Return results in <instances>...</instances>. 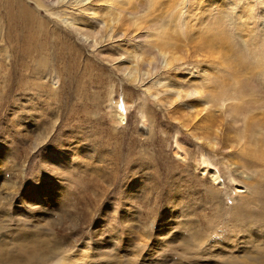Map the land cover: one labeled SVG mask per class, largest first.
<instances>
[{
	"label": "rangeland",
	"instance_id": "obj_1",
	"mask_svg": "<svg viewBox=\"0 0 264 264\" xmlns=\"http://www.w3.org/2000/svg\"><path fill=\"white\" fill-rule=\"evenodd\" d=\"M19 1L0 0V181L16 182L10 211L21 200L24 234L42 239L48 252L60 240L74 253L100 229L113 238L104 247L113 256L99 264H220L224 257L251 264L264 217H234L231 209L264 214V153L251 136L264 137V0ZM136 2L152 48L167 38L185 48L176 47V68L157 77L143 69L141 81L119 68L135 65L146 47L120 37L113 9ZM87 7L111 14L98 35L102 24L91 12L85 18ZM161 79L183 91L172 105L152 91ZM193 89L200 95L185 99ZM198 133L228 147L214 150ZM207 167L219 171L222 186ZM36 179L47 192L40 204ZM147 227L169 248L144 246L137 256ZM9 228L0 257L36 264Z\"/></svg>",
	"mask_w": 264,
	"mask_h": 264
},
{
	"label": "bare ground",
	"instance_id": "obj_2",
	"mask_svg": "<svg viewBox=\"0 0 264 264\" xmlns=\"http://www.w3.org/2000/svg\"><path fill=\"white\" fill-rule=\"evenodd\" d=\"M21 1V0H20ZM19 1V2H20ZM139 1V0H138ZM184 1V0H182ZM56 3V2H55ZM79 3H82V5H87L89 3H85L84 1H80ZM211 4V3H210ZM51 5V4H50ZM141 2H136V4L133 6H127V7H118V6H114L113 9H115V13L119 15V18L117 19L116 22H121V29H123L122 33H120V37H122L124 40H130L132 37L135 38L137 40V43L139 45H141L143 43L144 47H146L144 49V51L146 53H143V54H140L138 53V55H136L135 57V65L133 63L132 64H129L128 62L126 61H123V64L120 65V68L119 69H122V70H125L127 71L128 75H130V77L134 80V81H141L142 78L144 77L143 76V72L142 70L145 69L146 70V73H148V75H155L157 77V74L158 75H161L163 74L164 72H168L171 70L172 67H177L178 66V62H180V58L178 55H176L178 52V50H176V47H179L176 45V43L173 42V39L172 38H167L165 39L166 42H162V44H159L157 45L158 47H155V48H152V45L150 40L148 39V36H150L151 38V35L147 33L146 29H145V24L144 22L142 23L140 21V18L138 16L139 14V11H141ZM205 5V4H204ZM208 5V4H207ZM209 6V5H208ZM202 8V7H200ZM51 9V8H50ZM185 9V8H184ZM21 10V9H20ZM83 10H85L86 13H83V15H85V18L86 19H89L90 18V15L93 13L94 15V20L96 19L98 21V23L102 24V26H98L96 30H94V33L96 35H98L104 28L105 26L107 25L108 21L105 19L106 16L108 15H111V14H107L105 12V14H98L95 12V9L92 8V10H90L89 7L87 8H84ZM208 10V9H207ZM204 11V10H203ZM29 12V11H28ZM28 12H25V13H28ZM91 12V14H90ZM205 12V11H204ZM31 13V12H30ZM52 13V11H51ZM59 13V12H58ZM89 13V14H88ZM203 13V12H202ZM53 14V13H52ZM99 16H98V15ZM8 15V14H7ZM54 15V14H53ZM71 15V14H70ZM23 16V15H22ZM28 16V15H27ZM26 16V18H27ZM60 16V15H59ZM58 16V18H59ZM199 16V15H198ZM69 18V16H68ZM143 18V17H142ZM25 19V18H24ZM67 19V18H66ZM186 19V18H185ZM65 20V19H64ZM95 20V21H96ZM114 20V19H113ZM55 21V20H54ZM73 21V20H72ZM143 21V19H142ZM56 22V21H55ZM113 22V21H111ZM93 23V22H92ZM234 23V22H233ZM54 25V24H53ZM153 25V23H152ZM95 27V26H94ZM28 28V27H27ZM93 28V27H92ZM53 29V27H52ZM78 29V28H77ZM87 29V28H86ZM114 29V28H113ZM55 30V29H54ZM107 30V29H106ZM32 31V30H31ZM54 32V31H52ZM87 32V31H85ZM84 33V32H83ZM49 34V33H48ZM53 34V33H52ZM50 35V34H49ZM69 36V35H68ZM87 36V35H86ZM168 37V36H166ZM263 37V36H262ZM66 39V38H65ZM31 40V39H30ZM68 41V39H67ZM51 44V43H50ZM29 45V44H28ZM104 45V44H103ZM138 46V45H137ZM101 47V46H100ZM104 47V46H103ZM27 48V47H26ZM32 48V47H31ZM136 47L134 46V49ZM141 48V47H140ZM180 49H182L183 51L185 50L184 47H179ZM47 49V47H46ZM112 49V48H111ZM135 50H133V53H134ZM49 52V51H48ZM29 54V53H28ZM48 54V53H47ZM146 54V55H144ZM179 54V53H178ZM110 55V54H109ZM123 55V54H122ZM125 57V56H124ZM46 59V58H45ZM114 59H117V57H114ZM41 61V60H40ZM176 62V63H175ZM257 62V61H256ZM37 63H38V60H37ZM115 63V62H114ZM113 64V63H112ZM176 64V66H175ZM45 66V65H44ZM114 66V65H113ZM43 67V65H42ZM41 67V68H42ZM39 68V67H38ZM40 68V69H41ZM46 68V66L44 67ZM116 68V67H115ZM173 68V69H175ZM38 70V69H37ZM45 70V69H44ZM177 73V72H176ZM55 75V74H54ZM141 75L143 76L141 78ZM147 75V76H148ZM52 76V75H51ZM163 76V75H162ZM161 76V78H162ZM177 76V74H176ZM48 77V76H47ZM129 77V78H130ZM165 77V76H164ZM147 78V77H146ZM49 79V78H48ZM145 79V78H144ZM150 79V78H149ZM183 79V78H182ZM51 80V79H50ZM56 81V80H55ZM175 81V83H178V79H175L173 80ZM57 82V81H56ZM41 82H39L40 84ZM133 83V82H132ZM136 83V82H135ZM169 80H158L157 82V85L155 87H153L151 84V86L148 88L149 91H151L152 87V91H155V94L156 96L158 97V99L160 101H163V94L165 93L166 96L168 97L169 99V102L170 100H172L171 102V105L175 102H177V99L181 98L182 96V90H179V89H174L172 86H169L171 85ZM175 83H174V86H175ZM55 84V83H54ZM173 84V83H172ZM192 84V83H191ZM31 85V84H30ZM142 85V84H141ZM162 86V87H161ZM182 86V85H181ZM112 88V87H111ZM114 88V86H113ZM162 88V89H161ZM180 88V87H179ZM185 88V87H184ZM37 89V88H36ZM113 90V89H112ZM111 90V91H112ZM123 90V88H122ZM110 91V92H111ZM151 91V92H152ZM114 93V92H113ZM116 93V92H115ZM131 93V92H130ZM147 93V92H145ZM122 94V93H121ZM124 94V93H123ZM110 95V94H109ZM116 95V94H115ZM120 95V94H119ZM198 95H200V92L199 90L197 89H193V90H185V99H192V98H195L197 97ZM126 96V95H124ZM149 96V95H148ZM109 97H112V94L111 96ZM150 97V96H149ZM114 98V97H113ZM129 98V96L127 97ZM131 98V97H130ZM111 99V98H110ZM110 99L108 100V102L110 101ZM126 97H124V101H125ZM156 99V98H155ZM167 100V98H166ZM116 101V100H115ZM131 101V100H129ZM224 101V100H223ZM111 103V101H110ZM116 103V102H115ZM189 103V102H188ZM127 104H129V102H127ZM209 104V103H208ZM124 105V104H123ZM131 105V104H129ZM212 105V104H211ZM251 105V104H249ZM247 105V106H249ZM191 106V105H190ZM207 106H210V105H207ZM132 107V106H131ZM139 107V106H138ZM169 107H171L169 105ZM192 107V106H191ZM214 106L212 105V108ZM142 108V107H141ZM205 110L203 112H207V107H203ZM230 108V107H229ZM41 109V108H40ZM139 109V108H138ZM170 109V108H169ZM46 110V109H45ZM143 110V109H142ZM171 110V109H170ZM233 111V110H232ZM43 112V111H41ZM121 114H119V118L121 120L124 119V116L122 115V111H120ZM142 112V116L144 117L145 116V112L144 111H141ZM140 113V112H139ZM227 113V111L225 112V114ZM56 114V113H54ZM50 115V114H48ZM58 115V113H57ZM51 116V115H50ZM55 116V115H54ZM115 117H116V114H115ZM53 118V116H52ZM194 118V117H193ZM49 119V118H47ZM57 119V118H56ZM115 119V118H114ZM205 119H208L207 117H205ZM51 120V119H50ZM55 120V118H54ZM52 119V121H54ZM147 120V119H146ZM145 120V121H146ZM51 121V122H52ZM148 121V120H147ZM199 122L201 121V119L199 118H196L194 120V122ZM58 122V121H57ZM119 123V122H118ZM51 124V123H50ZM146 124V123H145ZM193 124V123H192ZM196 124V123H195ZM48 125V124H47ZM50 126V125H49ZM48 126V127H49ZM54 126V125H53ZM56 126V125H55ZM60 126V125H59ZM195 126V125H194ZM58 127V126H57ZM46 129V128H45ZM44 129V132L46 131ZM55 129V127H54ZM41 132H42V129H41ZM49 132V131H48ZM51 132V131H50ZM209 133V132H208ZM208 133L206 134H203V135H200L199 133L196 135V137L201 140H208V146H210L212 149H219V148H224L226 149L228 147V145H222V147H220V144L219 143L220 141H216V140H212V139H209L208 138ZM51 134V133H50ZM49 135V134H48ZM47 135V136H48ZM195 135V134H194ZM258 135H261V134H258ZM256 135L255 137L252 136V139H254V142H256L257 144L260 145V148H261V151L264 153V137L261 135V136H258ZM44 137V136H43ZM251 138V137H250ZM252 141V140H251ZM42 142V141H41ZM200 143V142H199ZM203 143V142H202ZM201 144V143H200ZM256 144V145H257ZM203 145V144H201ZM179 150V149H178ZM182 150V149H181ZM258 151V150H257ZM186 155V154H185ZM228 155V154H227ZM206 162V161H205ZM216 167V166H215ZM215 167H207V168H204L203 170H208V174L210 175V179L213 183H217L219 184L220 182V186H222V181L221 180V175L219 173L218 170L215 169ZM43 173L44 171L41 172V175L43 177ZM35 182H38V184H41L39 186H34V188H32V185L30 186L32 189H34L33 191L36 193V203L37 204H40L42 202V200H44L46 198V195H47V192H43L42 191V188L41 186H43L44 183H42V181L39 179V180H35ZM140 186V185H139ZM0 235L2 237V240H0V243L4 244L5 246V243H6V239H7V236L6 234L3 235V231H8L7 228L9 227H12L14 226L12 232L10 233V235L12 234V236L14 237H17V239L20 241V249L23 250L24 254H28L30 258H36V264H89L90 261L93 263V264H99L100 262V257L101 256H104L105 259H108L111 258L110 255H112V253L110 251H107V250H104V247H108V241L113 239V238H110L106 235H104L103 231L100 230V229H96L95 232L93 234H91L92 236L89 238L91 239L92 241L86 245L85 242H83V245H81L77 250L73 252H71V247L67 246V245H63V241H60L57 243V245H54L51 249V252H48L49 250V245L44 243L42 239H40L39 237H36L34 239H31L30 236H27L26 234H24L23 230L26 226V223L28 221V219L26 218V214L23 212L22 209V205H21V200H18L17 201V206L15 207L16 211H15V214L13 212L10 211V206L13 204L11 203V199H12V195L13 193H17L18 191V188H16V182L14 180H11L10 182H3V181H0ZM215 187V186H214ZM219 187V186H218ZM220 188V187H219ZM214 188L216 192L213 193V197H215L216 199L219 200V196H218V193L217 192H220L221 188ZM237 188L240 190L241 188H244V187H241V185L239 184L237 186ZM3 191H6L3 193ZM131 191V190H129ZM138 191V190H137ZM32 192V190H31ZM215 199V200H216ZM213 200V199H212ZM214 201V200H213ZM172 209V208H171ZM168 210V209H167ZM232 211V214L233 216L235 217L237 213L241 214L240 216H243L244 219H252L251 217L254 216L256 218H258L260 220V218L264 217V214H263V210L261 209H258V212H253V211H250L248 213H243L242 211L240 210H237L236 207H234L233 209H231ZM40 213H43V212H40ZM173 216V213L172 211H168L165 215H164V223L170 218H172ZM13 217V219H12ZM232 220V219H231ZM264 220V218H263ZM172 222V221H171ZM243 222V221H242ZM252 222V221H251ZM264 222V221H263ZM245 223V222H244ZM249 223V222H248ZM166 228H170L171 229V223H169L168 225L165 223L164 224ZM245 227V225H244ZM161 228V227H160ZM165 228V229H166ZM11 229V228H9ZM241 229L243 230V228L241 227ZM237 230V229H236ZM239 230V229H238ZM264 230V229H262ZM149 229L147 227V229L144 231V233H146L145 235H142L143 237L141 238L140 237V243L135 246L133 248V251L134 252H137V256L140 254L139 249H142L144 248V246L147 247H152L154 246L155 244V248H153V250H156L158 252H164L167 248H169V241L167 240H164L163 238H157L156 241L153 240L154 236H149L148 235V232ZM9 232H6V233H9ZM162 232V231H161ZM234 232V231H233ZM165 234V233H164ZM263 234V238L259 235V239L257 241H255L254 243V248H256L255 252H253V256H252V259H251V264H264V232H262ZM227 235V234H226ZM231 235V234H230ZM159 236V235H158ZM157 237V236H155ZM258 237V236H257ZM117 238L119 237H116L114 238V240H116ZM95 240V241H94ZM90 241V240H89ZM163 241H167V244H164ZM254 241V240H253ZM253 241L251 243H253ZM85 244V245H84ZM93 244V245H92ZM2 246L1 250H3L5 247ZM84 246H85V250L84 251ZM156 248H158L159 250H157ZM14 251V250H13ZM113 251V249H112ZM155 251V252H156ZM81 252V253H80ZM107 252V254L105 253ZM82 255H80V254ZM79 254V255H78ZM78 255V256H77ZM106 255V256H105ZM116 255L118 257H120L121 259L123 258V250L120 249V252L116 253ZM113 256V255H112ZM97 257V258H96ZM12 258V259H10ZM95 259V260H94ZM197 259V258H196ZM188 259H186L185 261H187ZM189 261V260H188ZM237 260L235 259H227L224 257V259L221 260L220 264H234L236 263ZM202 263V262H200ZM206 263V262H205ZM0 264H33V263H30L28 261H25L22 257L19 258V257H14L12 255H10L9 257L8 256H4L3 257H0ZM130 264V263H129ZM236 264H244V261H241V262H238ZM250 264V262L248 263Z\"/></svg>",
	"mask_w": 264,
	"mask_h": 264
}]
</instances>
